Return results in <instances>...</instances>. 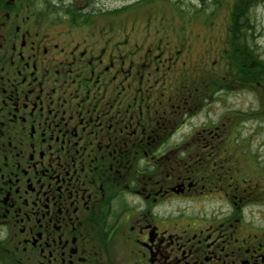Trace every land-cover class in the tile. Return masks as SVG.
Returning <instances> with one entry per match:
<instances>
[{
  "label": "flooded vegetation",
  "instance_id": "af4514ba",
  "mask_svg": "<svg viewBox=\"0 0 264 264\" xmlns=\"http://www.w3.org/2000/svg\"><path fill=\"white\" fill-rule=\"evenodd\" d=\"M82 1L0 0V264H264V0L218 46Z\"/></svg>",
  "mask_w": 264,
  "mask_h": 264
},
{
  "label": "rangeland",
  "instance_id": "374dc122",
  "mask_svg": "<svg viewBox=\"0 0 264 264\" xmlns=\"http://www.w3.org/2000/svg\"><path fill=\"white\" fill-rule=\"evenodd\" d=\"M72 2L73 6L76 4V8L81 7L82 0H65V2ZM87 7L91 10V14H88L94 19L92 23L106 24L109 19L106 12H100L101 8L109 9L118 6H129V10L125 11L122 20L127 24L138 23L145 24V20L152 16L163 22V25H167L172 29H175L176 34L182 37H188L189 39H201L204 33H207L206 37L208 41H217L212 46H218L221 40H227V31L231 36V40H238V33L232 30L230 25H235L234 20V0H85ZM77 12V11H76ZM186 17V18H185ZM250 22L255 25L256 33H260L263 46L261 47L264 52V3L252 8L249 13ZM122 22V21H121ZM123 23V22H122ZM248 33L245 30H241L240 34ZM178 38V36H177ZM249 42V40H245ZM196 46V45H194ZM226 46V45H225ZM255 47V45H254ZM210 53L215 56V49H210ZM233 62V61H230ZM229 58H224L225 74L226 72H232ZM245 92L241 93L240 102L242 104H252L253 101L248 99L245 101ZM257 94L264 93L263 88H258ZM264 98V94L262 96ZM257 110L264 109V100L255 104ZM250 124L251 130L254 135L249 144V152H258L264 160V120L260 118L253 119ZM247 146L246 144L244 145ZM257 155V157L259 156Z\"/></svg>",
  "mask_w": 264,
  "mask_h": 264
},
{
  "label": "trees",
  "instance_id": "16d2710c",
  "mask_svg": "<svg viewBox=\"0 0 264 264\" xmlns=\"http://www.w3.org/2000/svg\"><path fill=\"white\" fill-rule=\"evenodd\" d=\"M240 51H241V55H242V54H245V53H244V48H243V47L240 49Z\"/></svg>",
  "mask_w": 264,
  "mask_h": 264
}]
</instances>
